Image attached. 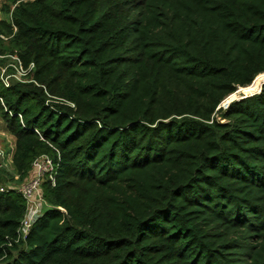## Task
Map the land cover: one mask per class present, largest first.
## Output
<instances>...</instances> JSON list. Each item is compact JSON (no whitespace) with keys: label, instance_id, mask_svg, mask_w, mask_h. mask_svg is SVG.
Masks as SVG:
<instances>
[{"label":"trees","instance_id":"1","mask_svg":"<svg viewBox=\"0 0 264 264\" xmlns=\"http://www.w3.org/2000/svg\"><path fill=\"white\" fill-rule=\"evenodd\" d=\"M6 2L14 169L61 160L25 241L0 192V264H264V0Z\"/></svg>","mask_w":264,"mask_h":264},{"label":"built area","instance_id":"2","mask_svg":"<svg viewBox=\"0 0 264 264\" xmlns=\"http://www.w3.org/2000/svg\"><path fill=\"white\" fill-rule=\"evenodd\" d=\"M20 68L26 76L33 70L34 65L28 70L23 69L22 66ZM9 78L10 77L6 75L1 76L6 87H9L11 84ZM5 158L6 154L0 151V168L3 167ZM59 160H61V157L58 154L57 161ZM57 161L49 155H42L36 158L32 163L28 176L23 181L21 187L17 189L26 203V211L20 223L17 242L26 240L36 222L44 215L46 210L50 208V204L45 198V184H50L53 187L56 185V177L60 166V162ZM5 190L7 189L0 187V192H4Z\"/></svg>","mask_w":264,"mask_h":264},{"label":"rangeland","instance_id":"3","mask_svg":"<svg viewBox=\"0 0 264 264\" xmlns=\"http://www.w3.org/2000/svg\"><path fill=\"white\" fill-rule=\"evenodd\" d=\"M27 1L29 0H17L18 3ZM14 8L15 5L12 2L9 4V6H7L6 0H0V19L9 20L10 12L13 11ZM20 67L21 65L15 56H0V76H9V79L12 83L18 81H28L30 78V74L25 76ZM249 94H252V92H243L239 90L234 96L228 98L226 102L221 105V108L226 109L227 107L225 105H227L229 102ZM238 96L239 98H237ZM15 147L16 138L8 131L6 122L3 119L2 113L0 111V151L6 154L4 165L2 168H0V187H4L5 189H19L23 184V182L20 180V177L16 174L12 163Z\"/></svg>","mask_w":264,"mask_h":264},{"label":"water","instance_id":"4","mask_svg":"<svg viewBox=\"0 0 264 264\" xmlns=\"http://www.w3.org/2000/svg\"><path fill=\"white\" fill-rule=\"evenodd\" d=\"M253 83H254V82H253ZM253 83H252V84H253ZM263 87H264V85L261 87L260 91H259L258 93H256V94L261 93L262 90H263ZM239 89H240V88H239ZM238 91H239V90H238ZM238 91H236L235 93H237ZM235 93H234V94H235ZM234 94H232V95H234ZM256 94H253V95H245L244 97H241V98H239V99H236V100H234V101L229 102V103H228L227 105H225V106L228 108L232 102L240 101V100H243V99H245V98H247V97L254 96V95H256ZM232 95H230L228 98H230ZM228 98H227V99H228ZM227 99H226V100H227ZM226 100H225L223 103H225ZM223 103H222V104H223ZM226 107H225V108H226ZM220 108H221V107H220Z\"/></svg>","mask_w":264,"mask_h":264},{"label":"bare ground","instance_id":"5","mask_svg":"<svg viewBox=\"0 0 264 264\" xmlns=\"http://www.w3.org/2000/svg\"><path fill=\"white\" fill-rule=\"evenodd\" d=\"M264 82V78L262 79L261 83Z\"/></svg>","mask_w":264,"mask_h":264},{"label":"crops","instance_id":"6","mask_svg":"<svg viewBox=\"0 0 264 264\" xmlns=\"http://www.w3.org/2000/svg\"><path fill=\"white\" fill-rule=\"evenodd\" d=\"M15 150V149H14ZM15 152V151H14Z\"/></svg>","mask_w":264,"mask_h":264}]
</instances>
